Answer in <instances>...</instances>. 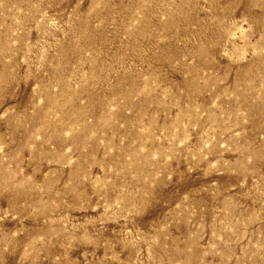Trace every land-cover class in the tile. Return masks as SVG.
<instances>
[{
    "label": "rangeland",
    "instance_id": "374dc122",
    "mask_svg": "<svg viewBox=\"0 0 264 264\" xmlns=\"http://www.w3.org/2000/svg\"><path fill=\"white\" fill-rule=\"evenodd\" d=\"M0 264H264V0H0Z\"/></svg>",
    "mask_w": 264,
    "mask_h": 264
}]
</instances>
